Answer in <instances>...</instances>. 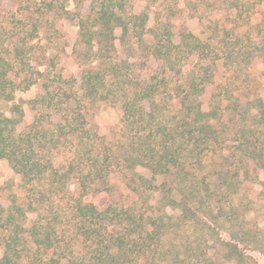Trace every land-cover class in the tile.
<instances>
[{"label":"trees","instance_id":"obj_1","mask_svg":"<svg viewBox=\"0 0 264 264\" xmlns=\"http://www.w3.org/2000/svg\"><path fill=\"white\" fill-rule=\"evenodd\" d=\"M73 1L79 88L76 79L62 75L59 86L44 80L45 95L32 102L43 111L23 132L17 131L25 118L21 105L11 107L10 117L0 113V161L9 162L28 193L24 204L14 200L6 209L0 203V264H258L246 251L264 256V227L247 219L252 208L241 190L246 181L259 179H252L251 163L264 170V98L256 95L244 103L220 82L205 112L201 98L216 83L219 64L211 58L210 44L188 31L177 44L165 29L148 49L163 74L139 80L134 64L116 60L115 31L121 29L122 40L144 46L147 12L128 13L124 0H90L85 17L80 11L85 0ZM53 3L47 5L51 10ZM251 3L234 0V18L242 19ZM245 22L251 28L250 15ZM252 27L258 35L246 31L244 39L236 34L234 41L227 35L215 52L219 61L234 66V74L256 58L264 60V13ZM36 33L35 27L30 40ZM23 56L18 49L15 57ZM193 58L197 63L185 72ZM13 71L0 54V101L5 103L37 81L32 76L24 86L16 85ZM87 101L120 107L117 139L108 141L89 127ZM229 124L231 130L224 132ZM65 154L68 160L57 165ZM207 158L221 159L220 168L208 169ZM116 171L137 201L99 208L87 197L111 193ZM71 181L78 184L77 195L68 188ZM154 194L160 195L158 209L146 201L138 204ZM168 208L180 214H168ZM30 212L37 219L27 227Z\"/></svg>","mask_w":264,"mask_h":264},{"label":"rangeland","instance_id":"obj_2","mask_svg":"<svg viewBox=\"0 0 264 264\" xmlns=\"http://www.w3.org/2000/svg\"><path fill=\"white\" fill-rule=\"evenodd\" d=\"M51 2H54L52 10L47 7ZM251 2L243 11V18L235 19L234 0H124L122 4H125V10L128 13L147 12V34L145 35V45L138 47L134 39L122 40V31L118 28L115 31L116 60H129L130 63L134 64L133 71L139 80H150L153 76H161L163 74L161 63L150 55L148 49L157 43L165 29L171 30L173 40L177 44L181 40L180 34L188 31L210 44L211 58L218 61L219 64L216 83L208 87L201 98L205 112L210 111L212 95L220 82H225L228 90L235 93L236 96H240L244 103L248 101V98H254L256 95L264 98V60L262 58L254 59L246 69L242 68L234 74V66L225 65L223 59L219 61L215 53L227 35L232 41H234L236 34L243 35L242 39H244L246 31L254 34V36L258 35L257 29L252 26L255 27L262 21L264 2L260 5H254L253 0ZM76 11V3L73 0H0V54L14 65V71L9 75L14 79L16 85L23 83L24 86L26 79L32 76L37 80L27 90L18 89L15 92L13 102L0 101V113L9 117L12 116L10 110L14 104L22 106L25 118L23 123L19 125L18 132H23L43 111L40 105H37L38 109H35L32 102L45 95L43 84L46 80L50 84L53 83L54 86H59V75H62L63 78L76 79L78 81L76 87L79 88L82 67L75 52L79 34ZM80 11L85 17L90 14V0L84 1ZM68 12L71 15H66ZM249 15L251 28L245 22L249 19ZM35 27L37 33L34 35V39L30 40L31 32ZM248 28L250 30H247ZM20 48H23L24 52L22 60L15 57ZM196 63L195 58L191 59L184 68L185 72H189ZM242 65L245 67L244 63ZM37 72L48 75L47 79L39 78ZM85 112L89 127L100 137H104L108 141L118 138L122 118L119 106L87 101ZM226 118L228 119L229 116L226 115ZM58 120V117H54V121ZM225 126L223 131L229 133L230 124ZM233 138L234 135L231 136V141H227V150L229 151L234 148L229 149L230 146H234ZM67 160V154L60 155L56 159V163L57 165L63 164ZM220 160L216 158L215 162V160L211 161V158H207L206 166L210 165L208 169H212L214 166L220 168ZM137 171L147 178L152 177L147 169L138 168ZM249 172L253 180L256 176L259 179H256L257 182L246 181L241 190L242 194L248 196L252 208V211L247 214V219L253 226L258 225L263 228L264 197L260 193L263 190L264 170L251 163ZM158 182L161 183L162 178L159 177ZM110 185L111 193L88 196L87 199L99 208H105L109 204L130 206L137 201V195L129 190L121 172L116 171L111 174ZM68 188L73 194H78L77 182L71 181ZM27 197L28 193L23 186L21 176L14 172L7 160H1L0 203L2 206L8 209L14 200L18 204H24ZM159 199V194L151 195L148 198L144 196L138 204L146 201L149 203L148 206L158 209ZM166 211L168 214H176L177 216L180 214V212L172 211L169 208ZM27 218L26 226L28 227L37 219V215L30 212L27 213ZM0 237L2 238L1 231ZM222 238L228 240V236L225 234H222ZM246 252L258 264H264V256L260 252L249 250ZM3 255L4 247L0 241V259Z\"/></svg>","mask_w":264,"mask_h":264}]
</instances>
